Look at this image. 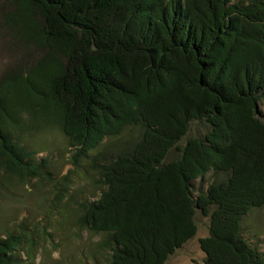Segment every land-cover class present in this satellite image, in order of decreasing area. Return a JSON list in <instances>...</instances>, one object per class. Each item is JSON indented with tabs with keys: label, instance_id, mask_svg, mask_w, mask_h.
<instances>
[{
	"label": "trees",
	"instance_id": "16d2710c",
	"mask_svg": "<svg viewBox=\"0 0 264 264\" xmlns=\"http://www.w3.org/2000/svg\"><path fill=\"white\" fill-rule=\"evenodd\" d=\"M11 3L5 26L38 58L0 78V167L48 176L24 136L55 126L75 167L92 156L100 194L78 204L77 225L103 236L107 264H166L197 236L199 212L202 264H264L243 235L264 208V0ZM193 122L207 130L185 140ZM26 242L0 235V264Z\"/></svg>",
	"mask_w": 264,
	"mask_h": 264
},
{
	"label": "rangeland",
	"instance_id": "374dc122",
	"mask_svg": "<svg viewBox=\"0 0 264 264\" xmlns=\"http://www.w3.org/2000/svg\"><path fill=\"white\" fill-rule=\"evenodd\" d=\"M11 7V0H0V78L9 68L35 62L38 58L33 48L27 47L5 26L4 17ZM261 109L264 113V102ZM39 126L40 132L37 129L28 131L24 141L33 152L35 162L46 161L48 176L21 180L0 167V235L12 232L29 238L30 242L17 253L16 264H107L104 255L95 254V247L103 236H95L77 225L78 204L94 201L100 194L95 184L98 177L89 169L92 156L80 167H75L76 152L70 147L68 138L55 126ZM206 130L203 124L193 122L185 140L202 136ZM120 143L118 139L105 142L98 153L115 151ZM175 158L173 151L168 161ZM208 178L195 181V188H206ZM61 194L66 198L59 203L58 195ZM196 223L197 236L173 254L166 264L203 263L206 256L200 239L209 235V218L199 212ZM243 230L245 238L264 252V208L252 210L245 217ZM91 254L96 257L92 258Z\"/></svg>",
	"mask_w": 264,
	"mask_h": 264
}]
</instances>
